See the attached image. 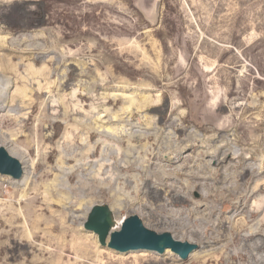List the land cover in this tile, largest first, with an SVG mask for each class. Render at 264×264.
I'll list each match as a JSON object with an SVG mask.
<instances>
[{
    "label": "rangeland",
    "instance_id": "374dc122",
    "mask_svg": "<svg viewBox=\"0 0 264 264\" xmlns=\"http://www.w3.org/2000/svg\"><path fill=\"white\" fill-rule=\"evenodd\" d=\"M0 42V264H264V0H0ZM96 204L198 249L102 248Z\"/></svg>",
    "mask_w": 264,
    "mask_h": 264
},
{
    "label": "water",
    "instance_id": "95a60500",
    "mask_svg": "<svg viewBox=\"0 0 264 264\" xmlns=\"http://www.w3.org/2000/svg\"><path fill=\"white\" fill-rule=\"evenodd\" d=\"M23 173L21 161L0 146V175L20 180ZM84 228L97 235L102 248L121 255L142 252L163 255L171 250L182 261H187L198 249L197 245L175 239L168 231L159 233L147 228L137 215L119 218L107 204H96L92 208Z\"/></svg>",
    "mask_w": 264,
    "mask_h": 264
},
{
    "label": "bare ground",
    "instance_id": "6f19581e",
    "mask_svg": "<svg viewBox=\"0 0 264 264\" xmlns=\"http://www.w3.org/2000/svg\"><path fill=\"white\" fill-rule=\"evenodd\" d=\"M6 12V11H5ZM1 43V42H0ZM1 44H3V43H1ZM1 48V47H0ZM3 49H4V47H3ZM16 52V51H15ZM17 54V53H16ZM63 55V54H62ZM11 60H14L13 58L11 59ZM4 64H5V62H4ZM3 64V65H4ZM20 65V64H19ZM1 66V65H0ZM12 66H14L13 64H11V65H9V63H7V65H4V69L3 70H5V69H10V70H12L13 69V67ZM23 66V65H22ZM12 67V68H11ZM20 67V66H19ZM1 68V67H0ZM18 69V68H17ZM16 69V70H17ZM7 71V70H6ZM5 71V72H6ZM15 71V70H14ZM3 72V71H2ZM9 73H10V71H8ZM7 72V73H8ZM4 73V72H3ZM12 73V72H11ZM33 74H38V72L37 71H35V70H33ZM32 77V76H31ZM35 77V76H34ZM34 77H33V80H34ZM37 77V76H36ZM35 77V78H36ZM17 79V78H16ZM22 79V78H21ZM29 79V78H28ZM31 79V78H30ZM23 80V79H22ZM21 82V81H20ZM23 82H25V81H23ZM22 83V82H21ZM38 93V92H37ZM36 93V94H37ZM39 97V96H38ZM169 150H171V149H169ZM181 149H177V148H175L173 151H171L170 153H169V156H171V157H175L176 156V154L180 151ZM245 155V154H244ZM68 161V160H67ZM92 181H93V183L95 184L96 183V177H95V175L93 176V178H92ZM57 189V188H56ZM91 210H92V208H91ZM90 210V211H91ZM90 213V212H89ZM84 223V221L82 222V224ZM85 224V223H84ZM171 251V250H170Z\"/></svg>",
    "mask_w": 264,
    "mask_h": 264
}]
</instances>
